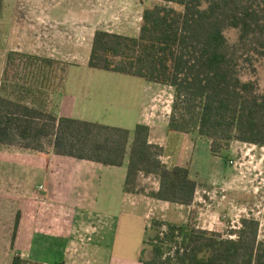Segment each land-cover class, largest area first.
Instances as JSON below:
<instances>
[{
  "label": "trees",
  "instance_id": "trees-1",
  "mask_svg": "<svg viewBox=\"0 0 264 264\" xmlns=\"http://www.w3.org/2000/svg\"><path fill=\"white\" fill-rule=\"evenodd\" d=\"M3 0H0V14ZM228 29L239 31L231 42ZM67 65L53 58L11 50L2 89L24 82L26 68ZM264 0H148L137 37L97 30L88 65L172 86L175 90L169 129L211 140V153L223 156L233 141L264 147ZM29 75V74H28ZM65 79L59 90L64 87ZM47 83L49 79L46 80ZM51 83V81H50ZM52 86V83L48 87ZM150 127L138 123L130 148L125 191L137 190L139 175L156 174L152 198L192 205L199 183L187 167L169 169L164 148L151 143ZM131 130L58 116L54 109L0 95V148L19 146L122 166ZM139 191V192H138ZM20 215L15 224L16 236ZM238 238L191 224H169L165 233L144 240L142 264H264V240L258 223L244 220ZM249 224H252L249 227ZM154 227H161L155 220ZM150 245L152 257L144 258ZM12 264H40L20 254ZM54 264H61L56 262Z\"/></svg>",
  "mask_w": 264,
  "mask_h": 264
},
{
  "label": "rangeland",
  "instance_id": "rangeland-1",
  "mask_svg": "<svg viewBox=\"0 0 264 264\" xmlns=\"http://www.w3.org/2000/svg\"><path fill=\"white\" fill-rule=\"evenodd\" d=\"M31 1V6H38L40 11L46 12L48 21L55 28L70 27L88 12L79 0H3L0 14V95L54 109L52 95L59 91L57 87L62 78L67 77L69 96L74 95L78 102L84 100L86 107L94 108L99 121L133 131L139 120L140 103L146 97V80L140 77L92 68L88 63L48 67L37 62L26 68L24 82L17 86L6 83L2 89L7 54L13 46L11 32L28 22L26 3ZM226 35L235 42L239 31L228 29ZM53 50L56 49L49 51ZM87 53L85 47L80 54L83 62ZM259 74L264 88V62L260 65ZM50 81L54 87H48ZM170 104L173 102L165 103L164 106H168L166 110L170 109ZM232 144L223 154L228 161L225 183L220 186L198 182L195 201L189 206L157 202L150 197L148 192L160 186V178L156 174L139 175L137 190L145 191L131 194L133 204L124 193V167L96 163V168L87 169V173L82 174L83 186L68 196L66 190H60L48 174V189L41 185L43 188H37L36 192L35 228L37 232L45 231L43 233L53 240L59 239L64 244L62 251H68L67 264H136L142 255L144 240L149 239L150 244L151 238L159 232L165 233L169 224H191L199 229L218 232L223 238H238L237 232L244 226V220L255 221L259 239L264 240V147L239 141ZM47 147L46 153L54 152L52 146ZM76 206L79 209H75ZM155 220L161 222V227H154ZM66 242H69L68 246ZM150 248L148 245L144 258L152 257ZM14 255L15 252L11 251V256ZM12 257H1L0 264H9Z\"/></svg>",
  "mask_w": 264,
  "mask_h": 264
},
{
  "label": "crops",
  "instance_id": "crops-1",
  "mask_svg": "<svg viewBox=\"0 0 264 264\" xmlns=\"http://www.w3.org/2000/svg\"><path fill=\"white\" fill-rule=\"evenodd\" d=\"M79 1L82 8L88 12L72 26L58 28L52 27L44 10L40 11L38 6H31L32 1L27 2L26 9H28L29 19L21 29L12 30V50L57 59L69 66L82 65L89 63L97 30L139 36L143 11L148 4L147 0ZM130 33L135 34L130 35ZM85 47L88 53L83 62L80 54ZM52 49H56L53 50L56 51L55 54L49 51ZM144 89L146 97L140 103L138 123L148 125L150 142L164 148L162 159L167 167L169 169L175 166L187 167L190 170V177L197 182L204 181L208 185L222 186L227 176L228 161L223 156L211 153V140L197 134L169 129L172 105H169L168 110H166L168 106L164 105L166 102H173L174 88L146 80ZM69 91V81L66 77L64 87L52 95L54 110L58 116L101 122L94 108L86 107L84 100L78 102L74 95L69 96ZM134 130L131 131L125 163L122 166H113L125 168V180ZM96 163L98 162L60 155L53 151L37 152L17 146L0 148V258L12 257L11 251H13L15 255L20 254L22 258L40 264L56 262L67 264L68 251H62L64 244L59 239L53 240L51 236L43 233L45 231L37 232L35 228L34 207L37 188L39 189L41 185L47 188V178L50 174L59 189L66 190L67 196L68 193L75 194L85 182L82 174L87 173V169L96 168ZM124 193L126 199L131 200L133 204L132 193L125 191V183ZM153 199L157 202L171 204L168 201ZM68 201L76 202L72 199ZM75 209L79 207L76 206ZM19 215V225L14 237L15 224ZM68 243L66 242V246ZM13 257L11 261L9 259V264H12ZM136 264H142L140 258Z\"/></svg>",
  "mask_w": 264,
  "mask_h": 264
},
{
  "label": "built area",
  "instance_id": "built-area-1",
  "mask_svg": "<svg viewBox=\"0 0 264 264\" xmlns=\"http://www.w3.org/2000/svg\"><path fill=\"white\" fill-rule=\"evenodd\" d=\"M233 162V161H232ZM41 189L43 188V186L40 187Z\"/></svg>",
  "mask_w": 264,
  "mask_h": 264
}]
</instances>
